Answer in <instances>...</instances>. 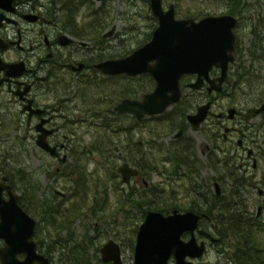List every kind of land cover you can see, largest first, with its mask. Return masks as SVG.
I'll list each match as a JSON object with an SVG mask.
<instances>
[{"label":"flooded vegetation","instance_id":"1","mask_svg":"<svg viewBox=\"0 0 264 264\" xmlns=\"http://www.w3.org/2000/svg\"><path fill=\"white\" fill-rule=\"evenodd\" d=\"M213 2L161 0L165 11L174 5L177 18L198 21L232 14L237 18L234 31L244 18L264 26V0H228L222 12L204 8ZM158 25L152 0H0V220L1 210L14 214L19 205L35 221L37 251L52 264H134L139 226L149 211L198 215L197 226L183 227L172 244L164 238L161 245L171 246L164 264H264V149L256 136L260 126L247 121L264 117V109L258 111L264 102L258 80L264 72L254 74L264 69V51H255L263 34L251 30L254 45L247 60L238 50L236 34L235 59L220 90H210L206 79L199 88L190 86L197 73H187L180 79L181 98L162 113L138 118L118 111L115 106L124 97L142 98L155 88L153 76L143 72L137 75L150 74L154 84L140 96L109 100L106 95L110 104L103 107L101 93L97 105L88 106L89 83L97 87L111 81L114 90L120 76H137L105 73L97 64L139 49ZM232 69L249 70L255 77L246 85L235 83L236 90ZM221 72L214 64L210 76ZM221 96L228 98L227 104H219ZM206 103V116L195 126L189 116ZM119 112L143 120L134 123L138 143L128 152L129 159L117 165L112 185L97 181L95 187L88 186V171L99 163L81 162L85 171L78 189L73 140L97 134L104 119H119ZM159 118L162 128L156 141L162 145L163 172L160 182H152L156 172H141L137 163L155 157L146 144ZM16 130L21 139L16 146L24 154L15 161L11 150L16 146H7L2 136ZM192 130H199L202 138ZM42 136L54 151L38 143ZM31 153L32 166L26 158ZM124 162L137 169L129 181L119 171ZM144 196L145 206L137 209L136 198ZM136 216L143 218L137 226ZM4 244L0 238V247Z\"/></svg>","mask_w":264,"mask_h":264},{"label":"water","instance_id":"2","mask_svg":"<svg viewBox=\"0 0 264 264\" xmlns=\"http://www.w3.org/2000/svg\"><path fill=\"white\" fill-rule=\"evenodd\" d=\"M152 10L159 18V25L149 42L125 57L97 64L105 73L137 75L148 72L153 76L156 83L153 90L144 93L142 98L124 97L115 106L118 111L132 112L138 118L162 113L175 104L182 96L180 79L184 74L197 73L196 80L190 82L192 87H201L206 79L211 83L210 90H220L229 62L235 59L237 18L234 15H208L198 21L181 19L175 16L173 4L163 10L161 0H152ZM214 64L222 68L216 77L219 81L210 76ZM208 106L209 103L201 105L189 116L195 126L206 116ZM263 109L264 102L258 111ZM38 143L54 151L43 136ZM119 171L123 181H129L137 174V169L128 162L120 165ZM17 207L14 214L7 209L1 210L0 238L5 240L0 247L2 264H33L34 260L52 264L48 257L37 251L33 239L34 219L19 205ZM197 221L198 215L191 211H175L168 216L160 211H149L139 226L134 264H164L171 251V246L164 248L161 245L164 238L166 243L172 244L173 237L178 238L183 227H195ZM19 253H25V257L19 259Z\"/></svg>","mask_w":264,"mask_h":264},{"label":"trees","instance_id":"3","mask_svg":"<svg viewBox=\"0 0 264 264\" xmlns=\"http://www.w3.org/2000/svg\"><path fill=\"white\" fill-rule=\"evenodd\" d=\"M255 51H264V39L261 38V47L258 49L255 48ZM263 60V59H259ZM260 70V69H259ZM248 72V73H246ZM234 77L233 82V88L237 90V87L235 86V83H237L239 86L242 84H247L248 78L254 79V75L251 74V72L243 71L235 72L233 75H231V79ZM259 88L264 89V78H261L258 80ZM154 84V80L150 74H141L137 76H120V80L118 83V86L114 90H112L113 82H103L102 84L98 85L97 87L92 86L90 83L88 85L89 93H88V106L95 107L98 103L100 94L102 93L103 100V107H106L110 104L109 100H120L124 96H133L136 94H139L141 92H145L150 89V87ZM90 89H98L91 91ZM109 91V92H108ZM106 95H108L109 100L106 99ZM119 119H113V120H107L104 119V123L101 126L99 125V128L96 130L97 134H93L90 137H77L73 140L72 147H73V161L74 163H77V178L78 181L76 183V186L78 189L82 188L83 184V178L82 171L85 169H82L80 164L81 162L85 163L89 162L91 160H94L98 162V165H95L94 169H91L90 174H88V186L95 187L97 184V181H102L105 185L106 184H113V181L115 180L116 173V167L119 164L121 160H128V152L133 149L134 143H138L139 136L136 135V128L134 126V123L137 125L143 121L134 119L132 120L126 114L119 112ZM155 124L156 127L153 129L155 130L154 133L149 134V140L146 144L147 148L152 149L153 154L155 157H147V162L137 163L141 170V172L144 173H162L159 156L162 149V145L157 143L156 137L158 132H160L162 128L161 120L159 118ZM159 127V128H158ZM138 129L143 132L144 130L142 127H138ZM137 147H143L141 144H137ZM157 149V150H156ZM149 150V149H148ZM140 153V152H139ZM23 149L21 147H15L14 151L12 152L13 160L20 159L23 155ZM20 157V158H19ZM144 158V157H143ZM141 158V159H143ZM149 158H151L149 160ZM99 159V160H98ZM145 159V158H144ZM76 168V167H75ZM75 168H71V176L73 177V173L75 171ZM88 170V164L87 168ZM76 177V175H75ZM82 178V184L80 182ZM145 198H136V208L141 209L143 206H145ZM142 206V207H140Z\"/></svg>","mask_w":264,"mask_h":264},{"label":"rangeland","instance_id":"4","mask_svg":"<svg viewBox=\"0 0 264 264\" xmlns=\"http://www.w3.org/2000/svg\"><path fill=\"white\" fill-rule=\"evenodd\" d=\"M166 1H167V3L170 2V0H166ZM228 4H229L228 0H214V2L210 3L209 6L204 4V8L208 7V10H210V11L222 12V11L227 10ZM253 28H256L264 36V26H259V25L255 24L254 19H251L249 21L248 19L244 18V19H242L240 24L239 23L237 24V26L235 28V32L237 34V47H238V50L240 52H242V54L240 53L242 58H243V56H244V58H246L247 51L249 50L250 46L254 45L253 37H252L253 33H251V30H253ZM237 55L239 56L238 52H237ZM246 60H247V58H246ZM235 64H238V62H236ZM235 64L233 67H236ZM231 72H232L231 74L233 75L235 72V69H232ZM258 72L263 73L264 69L262 71L257 70L254 72V74H259ZM186 77H188V76H186ZM232 80L234 81V77L232 78ZM140 95H141V93L136 94V96H140ZM133 96H135V95H133ZM227 100H228V98L226 96H221V97H219V104H221V105L227 104L228 103ZM262 119H264V117H262L259 114V115L255 116L252 119H249L247 121H249L248 123L253 124L255 127L260 126L259 134H257L256 136L260 141V146L264 149V130H263L264 129V122L262 123V121H261ZM245 123H247V122H245ZM252 128L253 127H249V129H247V130L253 131L255 133V130H253L254 128L253 129ZM17 132L18 131L16 130V131L9 133V135H3L2 136V138L6 140L7 146H10V145L16 146L18 144V142L21 140L18 137ZM189 133H191L193 136H198L199 138H202L200 135L201 132L199 130H192V131H189ZM24 141H25V139H24ZM26 144H27V147H30V148L33 146L31 139H27ZM12 148L13 149L11 150V152L14 151L15 147H12ZM26 158L29 160L30 166H32L33 154L32 153L28 154L26 156ZM33 163H34V159H33ZM35 163H36V160H35ZM161 174L162 173H158V172L154 173L153 177H152V180H153L152 182H160L162 180ZM204 174H207V172H205ZM167 188H170V186H167ZM142 221H143L142 217L136 216V221H135L136 226L138 225V223L140 224Z\"/></svg>","mask_w":264,"mask_h":264}]
</instances>
